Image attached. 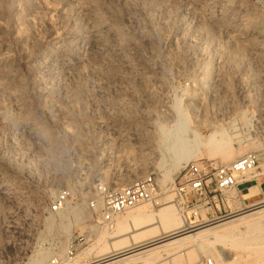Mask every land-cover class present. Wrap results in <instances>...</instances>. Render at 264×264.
Returning <instances> with one entry per match:
<instances>
[{
    "label": "rangeland",
    "instance_id": "1",
    "mask_svg": "<svg viewBox=\"0 0 264 264\" xmlns=\"http://www.w3.org/2000/svg\"><path fill=\"white\" fill-rule=\"evenodd\" d=\"M239 96L250 99L253 109L233 108ZM179 107L203 141L220 131L232 144V152L216 157H209L203 148L189 163L227 165L248 152H258L264 175V140L248 142L236 129V123L253 114L261 123L258 130L264 131V0H0V182L21 181L19 173L26 167L22 154L29 153L25 160L32 159L38 151L46 168L61 167L64 180L60 183L65 184L78 175L66 163L67 155L74 152L88 158L85 140L91 114L101 119L106 113L122 112L144 130L141 157L132 160L137 170L127 179L119 181L112 173L104 177L108 183L124 186L158 170L162 201L157 206L145 205L148 214L176 205L194 230L261 206L264 202L242 208L238 191L226 193L224 205L216 203V214L215 205L201 208L205 223L199 227L202 219L194 214L198 210H182L176 189L185 165L177 169L172 153L163 159L157 152L158 142L165 138L161 128L168 132L172 122L167 118L177 120ZM33 125L50 138L48 142L27 132L22 135L23 128ZM59 131L66 135L62 141L55 139ZM71 132L82 134L84 142ZM55 157L60 161L55 163ZM168 170L170 179L164 181ZM96 173L91 167L86 176L103 177ZM253 195L251 191L242 198ZM79 209L84 212L80 221L68 216L61 224L63 250L74 236L86 239L69 264L99 260L101 251L123 239V233L138 232H132L130 225L120 234L114 228L107 231L85 205ZM243 234L236 239L249 237ZM234 241L191 245L172 258L154 261L204 264L212 258L222 264L227 257L234 264H264V241L260 253L237 249ZM60 257L63 264L68 262L65 253ZM154 261L136 258L130 264Z\"/></svg>",
    "mask_w": 264,
    "mask_h": 264
},
{
    "label": "built area",
    "instance_id": "2",
    "mask_svg": "<svg viewBox=\"0 0 264 264\" xmlns=\"http://www.w3.org/2000/svg\"><path fill=\"white\" fill-rule=\"evenodd\" d=\"M239 106L253 109L250 99L241 96L233 102V108ZM96 116L91 114V122L86 128L88 158L82 159L74 152L67 155L66 163L78 175L65 184L60 183L64 180L61 167L46 168L45 158L38 151L31 155L32 159L25 160L30 154H22V164L26 162V167L19 173L23 177L21 181L0 182V264H28L38 253L47 258V264L60 263L62 253H65L68 262L74 261L86 239L74 236L63 250L61 224L68 216L72 218L69 214L72 206L85 205L98 216V225L108 229L117 217L131 209L161 203L163 190L158 170L124 186L106 181L104 175L107 173L117 175V180L122 181L136 172L132 160L141 157L144 130L140 129L136 120L126 118L122 112H109L101 119ZM247 117V121L236 123V129L248 142L264 140V131L258 130L261 125L259 119L256 120L253 114ZM25 133L41 142L50 139L41 134V128L36 125L23 128L22 135ZM149 134H152L151 130ZM57 135L55 139L58 141L66 137L61 131ZM69 135L84 142L80 133L75 135L71 132ZM154 148L150 146L149 149ZM55 158V163L60 161ZM260 161V153L248 152L227 165H218L213 161L188 163L179 173L181 181L176 189L178 205H182V210L189 207L198 210L194 213L195 218H201L202 222H198L197 227L203 226L205 220L201 208L211 206L212 201L218 210L216 203L224 205V194L238 191L240 183L261 175ZM43 164L45 167H40ZM91 167L103 177H87ZM42 173L47 177H41ZM168 189L166 186L165 190ZM209 214L206 213L207 216ZM204 264L216 262L210 258Z\"/></svg>",
    "mask_w": 264,
    "mask_h": 264
},
{
    "label": "bare ground",
    "instance_id": "3",
    "mask_svg": "<svg viewBox=\"0 0 264 264\" xmlns=\"http://www.w3.org/2000/svg\"><path fill=\"white\" fill-rule=\"evenodd\" d=\"M177 113V120H173V116L167 118V121L172 122L168 132H166L163 127L161 128V136L163 134L165 138L163 137L164 140L158 142L157 150L163 159L166 158L168 155L167 153H172V156L176 158H174L176 160L174 161L176 162L177 169L183 165L186 166L191 159L199 155L203 148L208 151L209 157H216L219 154L230 152V150L232 152L231 142L224 139L225 133L213 131L214 133L210 134V136L203 141L197 130L191 127L190 121L185 117L180 107L177 109ZM191 133L194 135L193 138L189 137ZM226 136L229 137L227 133ZM234 154H236V152ZM228 155L231 156V154ZM230 156L228 157L231 158ZM163 161L164 160H162V162ZM170 172L169 170L168 173L166 172L164 181L170 179ZM263 204L250 208L234 216L230 220L215 221L208 226L196 228L194 230L188 225L184 217L179 215L176 205H170L159 210L157 213L151 212L149 214L144 209L146 208L144 207L145 205H142L143 207L140 206L137 207L138 209L135 208L136 211H127L126 215L122 216L120 220L116 219L118 222L115 220V225L113 223L114 227L112 225V227L105 229L111 231L114 228L113 232L117 231L120 234V232L125 231V226L130 225L133 230L132 232H138L133 236H127L129 232L126 234L123 233L125 236L123 239L113 243L114 245L109 250L101 251L103 253L99 260L87 264H130L136 258L145 257L150 258L152 262L161 259L167 260L176 254L183 253L191 245L197 246L207 242L231 239L235 240L233 246L237 249L244 247L252 253H260V242L262 241L263 243L264 241ZM69 214L76 221H80L83 218L84 212L79 209V206H72L69 210ZM243 233H246L249 237H247V239H236L238 235H244ZM192 261L193 260H189L190 263L188 264H192ZM30 262L32 264H44V256L38 253ZM69 263L70 262H67L66 264ZM58 264H63V262ZM175 264L185 263H183L182 260H177ZM222 264L234 263L233 261H228V258L225 257L224 261L222 260Z\"/></svg>",
    "mask_w": 264,
    "mask_h": 264
},
{
    "label": "crops",
    "instance_id": "4",
    "mask_svg": "<svg viewBox=\"0 0 264 264\" xmlns=\"http://www.w3.org/2000/svg\"><path fill=\"white\" fill-rule=\"evenodd\" d=\"M253 191L254 195L250 199H243L242 196L246 193H251ZM238 192L239 195V202L242 206V208H245L247 206H254L257 203L264 202V175L261 174L260 176L256 178H252L250 181L246 183H240ZM211 206L214 208V203L211 201ZM215 213L216 208H214ZM208 222L212 221L207 219ZM216 220V219H214Z\"/></svg>",
    "mask_w": 264,
    "mask_h": 264
},
{
    "label": "water",
    "instance_id": "5",
    "mask_svg": "<svg viewBox=\"0 0 264 264\" xmlns=\"http://www.w3.org/2000/svg\"><path fill=\"white\" fill-rule=\"evenodd\" d=\"M254 207H256V206H254ZM253 208V207H252Z\"/></svg>",
    "mask_w": 264,
    "mask_h": 264
}]
</instances>
